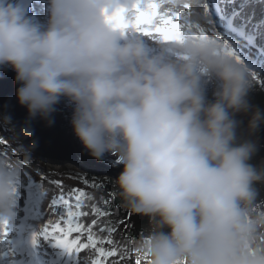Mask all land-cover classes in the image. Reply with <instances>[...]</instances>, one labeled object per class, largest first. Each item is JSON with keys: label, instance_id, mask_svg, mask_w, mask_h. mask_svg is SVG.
<instances>
[{"label": "clouds", "instance_id": "9594fccd", "mask_svg": "<svg viewBox=\"0 0 264 264\" xmlns=\"http://www.w3.org/2000/svg\"><path fill=\"white\" fill-rule=\"evenodd\" d=\"M136 2L0 0V71L14 74L26 113L19 135L63 112L82 152L120 169V207L147 221L129 239L145 264H264V159L253 162L264 109L249 102L252 73L212 38L116 27L110 18ZM27 157L0 159V221L20 219Z\"/></svg>", "mask_w": 264, "mask_h": 264}, {"label": "snow or ice", "instance_id": "6c2138e0", "mask_svg": "<svg viewBox=\"0 0 264 264\" xmlns=\"http://www.w3.org/2000/svg\"><path fill=\"white\" fill-rule=\"evenodd\" d=\"M143 3L137 0L130 11L120 8L110 19L116 27L132 29L150 39L167 41L184 33L212 38L251 71L253 81L264 87V19L255 20L257 12L264 16V0L258 6L243 0H179L174 8L166 0H147L142 6ZM194 17L201 18L200 22L194 23ZM6 143L0 139V145ZM7 158L6 152L0 153V159ZM28 169L25 162L23 179L17 181L20 219L17 223L0 221V264H145L130 248L129 239L117 242L113 238L119 226L125 224L124 219H109L114 213L98 206L93 202L95 196L82 189L73 188L65 195L60 181H47L60 190L47 202L49 190L43 184L44 174L38 173L37 182ZM82 182L88 184L87 179ZM101 199L104 205L109 204L107 199ZM45 202L50 213L47 222L41 219ZM27 220L41 223L30 234V251L26 253L16 236L18 225ZM44 245L53 252L51 260L37 256L38 248Z\"/></svg>", "mask_w": 264, "mask_h": 264}, {"label": "rangeland", "instance_id": "374dc122", "mask_svg": "<svg viewBox=\"0 0 264 264\" xmlns=\"http://www.w3.org/2000/svg\"><path fill=\"white\" fill-rule=\"evenodd\" d=\"M258 3H260V1ZM260 17L262 19L264 18V16H260ZM0 120L11 129V124L1 113H0ZM76 144L78 145V150H81L79 144L77 142ZM20 146L21 144L18 141L12 139L8 143L4 145H0V153L6 152L8 157H14L16 153L19 150H21ZM14 149L16 150L15 153L13 151ZM56 150L58 154L65 153V155H68L70 152L69 149L67 148H64V150L62 149L61 151L59 148H57ZM77 155L80 157L79 151ZM81 156L83 157L84 160L78 159V160L69 161V160L41 158L28 152V157L26 162L29 165L28 170L30 171V173L34 176L35 179H37V182H40L38 173H42L45 176L43 184L44 187L49 190L47 202H50V198L52 195L54 194L58 195L60 191L59 189L56 188L54 184H48L47 182L48 180L60 181L61 187L63 188L65 195H67V193L70 192V190L73 188H79L86 191L90 190L89 187L85 186L84 183L80 180L81 179L80 176L84 173H87L88 169L90 170L96 168L99 169L98 172L95 173L96 177L98 178H104L105 176H107L108 172L112 170L110 163L106 160L98 161L97 163L93 162L90 165V162L87 159H92V158H90L84 152L81 153ZM261 195L264 196V186H261ZM105 198L108 200L110 198V195L106 194ZM47 202L43 203L41 206V210L44 214L41 218L43 222H47L46 218L50 215L49 210L47 208ZM21 205H22V201H21ZM111 259H116V258H110V260Z\"/></svg>", "mask_w": 264, "mask_h": 264}, {"label": "trees", "instance_id": "16d2710c", "mask_svg": "<svg viewBox=\"0 0 264 264\" xmlns=\"http://www.w3.org/2000/svg\"><path fill=\"white\" fill-rule=\"evenodd\" d=\"M250 104L257 109H264V88L261 86L260 82L254 81L253 90L249 93L248 96ZM243 119L245 124L247 122V117H239ZM243 127V125H242ZM0 139H5L6 141H11L12 139L16 140L13 134V131L5 125L0 120ZM255 139L258 141L260 145V151L254 158V163L259 165V162L264 159V125H262L255 135ZM17 141V140H16ZM21 149H24L20 146ZM112 170L108 172L107 176L104 178L96 177L95 173L98 172L99 169L92 170L91 173L82 174L81 181L83 179L88 180V184H84L89 187L91 190H84L86 193L95 196V200L93 202L97 203L101 208H106L114 213L112 217L113 221H117L120 219L125 220V224L120 225L117 232L113 234V238L117 240V242L130 239L133 236H137L140 234V231L146 225L147 221L144 218L139 216L130 215L127 211L122 209L119 205V201L115 197V191L113 186V179L118 175L120 169L118 167H112ZM95 184L97 187L93 188L92 185ZM109 194L110 198L108 199L109 204L104 205L103 199L105 195ZM85 222H88L89 218H82Z\"/></svg>", "mask_w": 264, "mask_h": 264}, {"label": "water", "instance_id": "95a60500", "mask_svg": "<svg viewBox=\"0 0 264 264\" xmlns=\"http://www.w3.org/2000/svg\"><path fill=\"white\" fill-rule=\"evenodd\" d=\"M13 75L11 71H0V113L11 124V130L15 139L27 152L38 157L56 160H75L71 152L65 155V153L58 154L56 150L57 148L60 151L64 150L66 146L55 116L54 123L51 126H46L43 121H33L31 124L33 135L29 139H23L19 135L20 126L25 120L26 113L23 108L16 104L14 98L16 86L13 83ZM33 141H35L34 146Z\"/></svg>", "mask_w": 264, "mask_h": 264}, {"label": "bare ground", "instance_id": "6f19581e", "mask_svg": "<svg viewBox=\"0 0 264 264\" xmlns=\"http://www.w3.org/2000/svg\"><path fill=\"white\" fill-rule=\"evenodd\" d=\"M259 1L261 2V0H243V2H245L247 4H256L257 6L260 4V3H258ZM238 2H241V0H238ZM35 12L39 15H42L41 9L38 5L35 6ZM260 16L261 15L257 12V15L255 17L256 22H259L262 19ZM67 139L70 141V144L74 145V142L72 141V139H70L68 136H67ZM63 142H64L66 148L69 149V147H68L69 142L67 143V141L65 139H63ZM21 216H23L22 211H21ZM40 223H41V221L27 220V221H24L23 223L18 225L19 232L16 236V239H18L20 241V246L26 253L28 251H30L29 236L33 231H35L37 228L40 227ZM37 256L41 260H51L53 258V252L47 245H44L43 247L38 248ZM17 259H19V258H17ZM33 264H35V262H33Z\"/></svg>", "mask_w": 264, "mask_h": 264}]
</instances>
